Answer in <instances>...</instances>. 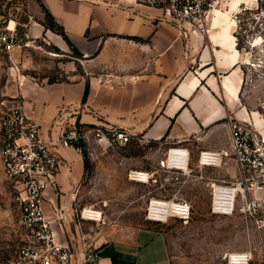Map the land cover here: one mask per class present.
<instances>
[{"label": "crops", "instance_id": "obj_1", "mask_svg": "<svg viewBox=\"0 0 264 264\" xmlns=\"http://www.w3.org/2000/svg\"><path fill=\"white\" fill-rule=\"evenodd\" d=\"M25 1L32 14L31 34L67 45L61 34L42 24L45 7L95 71L88 69L70 81H40L15 67L6 68L0 55V97L19 94L43 137L57 143L62 165L54 188L45 190L43 206L58 240L76 249L93 244L102 264H177L160 223L149 221L129 237L99 243L86 238L90 234L72 205L73 191L86 173L84 154L76 146H62L59 136L69 122L79 121L84 126L125 127L167 144L181 139L186 143L189 134L203 141L209 135L203 128L225 118L233 105L223 84L225 72L234 73L239 64L231 24L213 19L212 31L218 26L228 29L189 34L161 9L125 0ZM8 24L15 27L16 22ZM222 33L234 40L221 42ZM218 91L224 103L218 101ZM0 174L4 175L1 161ZM63 204L64 217L55 220L56 209Z\"/></svg>", "mask_w": 264, "mask_h": 264}, {"label": "rangeland", "instance_id": "obj_2", "mask_svg": "<svg viewBox=\"0 0 264 264\" xmlns=\"http://www.w3.org/2000/svg\"><path fill=\"white\" fill-rule=\"evenodd\" d=\"M231 5L232 0H218L210 19L212 24L214 17L219 24H231V33L238 44L237 69L229 75L230 72H225L223 81L226 96L233 105L225 118L203 128L209 131L203 141L187 134L190 137L186 143L191 149L188 173L162 165L171 145L163 139L133 133L126 143L120 144L103 133L99 139L95 125L81 126L80 148L85 150L90 166L80 186L73 191L72 205L79 212L78 222L90 234L87 239L99 243L129 237L150 221L146 218L150 199L177 194L189 201L190 218L183 221L173 217L159 225L167 234L177 264H233L227 257L231 252L251 253L247 264H264V227H256L252 220L241 215L221 216L210 210L211 184L232 180L236 173L235 160L229 154L221 164L200 167L198 163L201 149L229 150L225 124L229 118L255 120L264 133V0H240L233 9ZM26 8L30 16L28 24L22 22L27 12L21 4L17 7L0 0V23L7 25L10 20L22 23L19 31L23 44L12 58L3 54L6 68L15 67L40 81L49 78L70 81L86 74L88 69L95 72L89 67L88 58L78 56L67 41V45L60 47L44 34L32 35L29 31L32 14ZM215 9L219 12H214ZM43 16L44 20V11ZM220 29L214 28L211 34ZM222 29L221 32L225 31ZM228 37L222 33L220 41L226 42ZM216 95L224 103L219 91ZM103 132L107 135V129L103 128ZM132 170L149 172L152 177L148 181L131 179ZM3 176L0 174V264H11L16 253L14 227L18 205L14 187ZM88 207L101 212L99 220L82 218Z\"/></svg>", "mask_w": 264, "mask_h": 264}, {"label": "built area", "instance_id": "obj_3", "mask_svg": "<svg viewBox=\"0 0 264 264\" xmlns=\"http://www.w3.org/2000/svg\"><path fill=\"white\" fill-rule=\"evenodd\" d=\"M159 8L172 22L186 33L208 35L212 31L211 11L218 0H125ZM23 40L15 27L0 26V54L10 58ZM229 150L204 148L200 150V167L221 164L231 154L236 163L232 180H217L211 184L210 210L221 216L241 215L258 228L264 227V133L255 120L240 117L226 121ZM107 129V135L103 132ZM97 135L103 133L116 143H126L133 133L121 126H97ZM82 138L81 123L69 122L61 132L62 146H76ZM188 139V138H187ZM57 143L43 137L40 124L24 110L21 96L0 97V161L4 176L16 191L18 216L14 231L16 253L11 264H102L96 247L85 243L82 249L61 243L45 213V190L54 188L62 159ZM191 149L184 140L173 142L167 149L162 165L175 172L190 171ZM132 170L130 178H136ZM146 172V171H145ZM139 173V172H137ZM148 180L152 177L149 172ZM56 209L55 220L63 218ZM191 205L187 199L172 195L170 198H152L146 218L167 223L171 218L187 221ZM85 218L84 211L82 218ZM252 254L247 253L249 262Z\"/></svg>", "mask_w": 264, "mask_h": 264}, {"label": "trees", "instance_id": "obj_4", "mask_svg": "<svg viewBox=\"0 0 264 264\" xmlns=\"http://www.w3.org/2000/svg\"><path fill=\"white\" fill-rule=\"evenodd\" d=\"M7 4L8 5H14V6H17V7L21 4L23 6V10L25 11V13L27 12V14H26L27 16L24 19V21H22V22L28 24L30 16L28 15V11H27V8H26L27 5H26V1L25 0H7ZM43 11L45 13V19L41 21L42 24L45 25L46 28H50L54 32H56L58 34H61L63 36V38L69 43V45L75 49L76 54L78 56H83V53L75 46V44L71 41V39L67 35L63 25L60 24L59 22H57L55 17L51 14V12L48 9L43 7ZM21 25H22V23H16V28H17V30L19 32V35L21 34L20 31H19V28H20ZM0 26H6V24L0 23ZM20 36H22V35H20ZM0 55H3V54H0ZM48 81L49 82H53V81H56V80L53 79V78H49ZM88 88H89V85L87 83L83 99H85L86 96H87ZM81 126H82V124H81ZM90 126H94V125L89 124L88 127H90ZM80 140L76 143V145L79 146V147H80ZM82 152L84 154L85 169H87L90 166V162H89L88 158L86 157L85 150H82Z\"/></svg>", "mask_w": 264, "mask_h": 264}, {"label": "bare ground", "instance_id": "obj_5", "mask_svg": "<svg viewBox=\"0 0 264 264\" xmlns=\"http://www.w3.org/2000/svg\"><path fill=\"white\" fill-rule=\"evenodd\" d=\"M239 2H240V0H232V5H231L232 9ZM214 12L218 13L219 10L215 9ZM214 19L217 20L218 18L214 17ZM13 24H14V22L11 21V26H13ZM226 28L228 29V27H226ZM229 38L232 41L234 40L233 36H230ZM234 51H237V50L234 48ZM137 172H139V173H137ZM134 173H135V171H134ZM135 174H137V176H136V178H134V180H137V181H148V176L149 175H148L147 172L137 170ZM84 216H85L86 219L99 220L100 217H101V212L98 211V210H94V209L88 207V208H85V210H84ZM227 257L230 259V263H233V264H247L248 263L246 261V259H247V253L246 252H231V253L228 254Z\"/></svg>", "mask_w": 264, "mask_h": 264}]
</instances>
